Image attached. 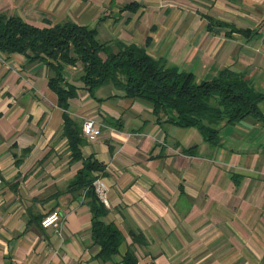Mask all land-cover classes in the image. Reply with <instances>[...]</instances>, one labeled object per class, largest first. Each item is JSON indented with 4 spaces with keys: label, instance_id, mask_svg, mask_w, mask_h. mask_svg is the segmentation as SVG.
<instances>
[{
    "label": "crops",
    "instance_id": "1",
    "mask_svg": "<svg viewBox=\"0 0 264 264\" xmlns=\"http://www.w3.org/2000/svg\"><path fill=\"white\" fill-rule=\"evenodd\" d=\"M0 11L37 27L94 28L111 51L144 46L197 81L242 73L264 94V0H0ZM81 70L63 72L78 88L63 110L43 62L0 50V264H123L130 246L137 264H264V122L223 120L212 145L196 128L165 122L174 112L156 116L110 84L90 95ZM64 114L80 129V158ZM86 119L100 130L93 140ZM86 159L101 166L92 171L105 186L101 221L124 236L105 262L85 190L70 186ZM53 212L56 225L41 227Z\"/></svg>",
    "mask_w": 264,
    "mask_h": 264
},
{
    "label": "trees",
    "instance_id": "2",
    "mask_svg": "<svg viewBox=\"0 0 264 264\" xmlns=\"http://www.w3.org/2000/svg\"><path fill=\"white\" fill-rule=\"evenodd\" d=\"M135 6L131 4L124 8L133 9ZM208 20L211 25L212 19ZM0 50L22 54L29 62H43L50 72L48 86L63 110L78 89L65 80L63 72L67 66L77 68L80 65L79 80L90 95L97 88L110 84L124 97L150 103L156 116L161 111L165 114L174 112L175 117L167 116L164 121L183 128H196L212 145L217 142L214 126L223 120L235 123L253 116L264 122V114L258 109L264 94L256 91L242 73L221 69L213 78L197 81L191 72L166 66L163 61L152 58L144 46L119 45L118 51L113 52L108 44L98 40L96 29L71 20L37 27L20 16L0 11ZM63 133L69 139L73 156L80 158V129L66 114ZM100 169L94 159L84 160L70 186L85 190L92 212V239L99 246L98 257L105 262L118 251L124 236L114 224L101 221L106 208L92 185L95 179L92 171ZM130 234L134 243L144 242L140 235ZM123 264H137L133 246L126 251Z\"/></svg>",
    "mask_w": 264,
    "mask_h": 264
},
{
    "label": "built area",
    "instance_id": "3",
    "mask_svg": "<svg viewBox=\"0 0 264 264\" xmlns=\"http://www.w3.org/2000/svg\"><path fill=\"white\" fill-rule=\"evenodd\" d=\"M82 132L88 140H93L100 134V130L94 127V122L90 119H86L83 122ZM0 183H1V178H0ZM92 185L94 187V191L97 194L98 198L102 201H105V194H104L105 186L103 182L99 178H96L93 181ZM58 220H59L58 213L56 212L49 213L41 218L40 225L43 228L52 227L56 225Z\"/></svg>",
    "mask_w": 264,
    "mask_h": 264
},
{
    "label": "rangeland",
    "instance_id": "4",
    "mask_svg": "<svg viewBox=\"0 0 264 264\" xmlns=\"http://www.w3.org/2000/svg\"><path fill=\"white\" fill-rule=\"evenodd\" d=\"M81 129H82V127H81Z\"/></svg>",
    "mask_w": 264,
    "mask_h": 264
}]
</instances>
